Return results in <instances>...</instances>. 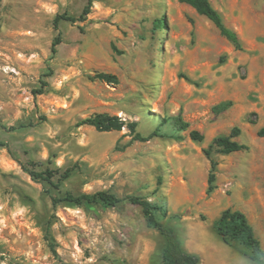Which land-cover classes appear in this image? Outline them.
Returning <instances> with one entry per match:
<instances>
[{
    "label": "rangeland",
    "instance_id": "1",
    "mask_svg": "<svg viewBox=\"0 0 264 264\" xmlns=\"http://www.w3.org/2000/svg\"><path fill=\"white\" fill-rule=\"evenodd\" d=\"M209 1L240 48L179 0H93L86 20H60L53 54L55 15L78 16L86 0H0V264H162L164 237L138 205L50 199L99 190L163 206L167 215L157 218L199 264L250 262L213 228L228 207L246 214L264 249V0ZM42 80L48 85L35 94ZM95 112L125 125H77ZM179 115L187 128L173 125ZM235 126L234 140L248 148L213 151L207 193L203 148ZM193 129L203 140L190 138ZM31 161L37 171L72 174L54 187L24 170Z\"/></svg>",
    "mask_w": 264,
    "mask_h": 264
},
{
    "label": "trees",
    "instance_id": "2",
    "mask_svg": "<svg viewBox=\"0 0 264 264\" xmlns=\"http://www.w3.org/2000/svg\"><path fill=\"white\" fill-rule=\"evenodd\" d=\"M179 1L188 4L193 9H195L198 14L208 18L219 30L220 34L224 36L229 42H231L234 47H241V41L238 35L234 30L228 28L224 24L221 14L212 6L209 0ZM92 5L93 0H86V3L82 7V10L78 16L68 15L66 13L55 15L53 19V27L57 33L51 42V51L53 54L56 53V47L62 41L61 32L59 31L60 20H67L71 22L84 21L91 12ZM158 22L161 24L162 19L158 20ZM95 76L109 83H115L117 81V77L110 73L99 72ZM47 85L48 82L42 80L41 86L37 89H34L33 92L35 94H41L44 91V87ZM227 106L228 103H222L216 108L218 110H223L226 109ZM166 120L167 118L163 121L165 122ZM83 124L90 125L97 131H119L124 127L125 121L117 115L108 114L107 112H95L77 122V125ZM173 125L178 129H185L187 128L188 123L183 121L179 115L174 118ZM130 126L133 129L136 126V122H131ZM158 131L159 129L157 127L153 133L149 135V137L158 135ZM240 133L241 129L235 126L230 130L229 134L215 137L208 147L203 148V152L210 162V169L207 177V193L212 192L215 188V171L217 162L212 157L213 151L219 153H231L247 149L248 146L246 144L234 140V137L238 136ZM257 135L264 138V126L258 128ZM189 136L194 141L203 140V134L195 129L189 131ZM135 138H139L141 140L147 139L145 137H140L138 134H136ZM3 144L4 143L0 142V145ZM34 167L35 163L33 161L29 162L28 166L23 165L24 170L28 172L33 179L46 181L54 187L59 186L63 180L67 179L72 174L73 170L71 167H67L63 170L60 168H55L37 171ZM54 178H56L55 182ZM50 199L53 206H56L61 202L73 203L76 205H95L98 203H103L114 206L124 199H127L131 203L136 204L141 208L146 225L148 227L157 229L163 235L164 244L161 249L162 264H199L198 255L184 251L174 229L171 226L163 224L157 218V214L166 216L167 210L163 208V206L148 200V198L134 195L119 197L109 190H99L93 193L81 194L66 192L61 197H56L51 194ZM213 228L226 244L230 245L235 241L240 243L244 248L243 254L245 256H247L255 264H264V249L261 246L259 238L255 234L252 224L249 222L248 217L243 211L239 209H232L230 207L222 210L219 217L213 222ZM46 234V236L49 238L48 246L51 251L56 254L55 245L49 233V226L46 228Z\"/></svg>",
    "mask_w": 264,
    "mask_h": 264
},
{
    "label": "crops",
    "instance_id": "3",
    "mask_svg": "<svg viewBox=\"0 0 264 264\" xmlns=\"http://www.w3.org/2000/svg\"><path fill=\"white\" fill-rule=\"evenodd\" d=\"M249 260H250V259H249ZM247 262H249V261H247ZM248 264H254V262L250 260V262H249Z\"/></svg>",
    "mask_w": 264,
    "mask_h": 264
}]
</instances>
